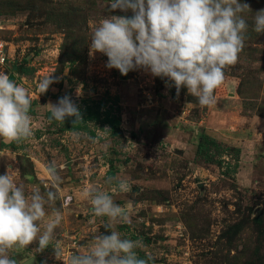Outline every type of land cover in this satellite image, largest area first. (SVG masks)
I'll return each mask as SVG.
<instances>
[{
    "label": "rangeland",
    "instance_id": "obj_1",
    "mask_svg": "<svg viewBox=\"0 0 264 264\" xmlns=\"http://www.w3.org/2000/svg\"><path fill=\"white\" fill-rule=\"evenodd\" d=\"M241 2L251 8L243 14L244 47L225 68L215 102L202 107L186 87L177 94L166 77L139 68L122 75L106 67V55L91 53L100 21L131 17V10H110L111 0H0L7 72L28 90L33 131L19 143L0 140V175L11 170L26 195L47 190L50 165L61 177L56 239L41 252L38 240L11 249V259L69 264L72 255L89 251L95 236L109 235L108 218L91 211L86 192L94 188L125 210L128 221H113L111 230L139 241L135 251L152 257L150 264H264V33L253 30L264 0ZM50 75L57 82L41 93L39 83ZM65 95L78 107L106 101L121 115L120 131L95 122L74 129L73 117L49 123L46 105ZM119 179L129 191L118 189ZM46 213L42 232L54 218L52 208Z\"/></svg>",
    "mask_w": 264,
    "mask_h": 264
},
{
    "label": "clouds",
    "instance_id": "obj_2",
    "mask_svg": "<svg viewBox=\"0 0 264 264\" xmlns=\"http://www.w3.org/2000/svg\"><path fill=\"white\" fill-rule=\"evenodd\" d=\"M131 10V17H105L94 30L90 40L91 53L107 56V68L118 69L122 75L144 69L152 76L174 82L177 94L186 87L199 104L215 102L214 91L225 79V68L234 65L246 40L248 23L243 14L251 12L248 3L241 0H111L110 10ZM256 33H264V9L254 16ZM51 75L40 83L45 93L52 83ZM32 101L28 90L17 84L8 74L0 73V140L19 143L33 135L29 111ZM49 123L64 124L74 117L73 125L83 121L78 106L70 96L61 97L56 104L49 102ZM107 129V128H106ZM50 185L42 193L33 188L25 194L23 185H17L10 175H0V264H17L8 255L9 250H23L38 240L36 252L46 249L56 239L55 229L61 212L54 205L58 198L61 177L55 164L47 169ZM113 179L108 178L111 184ZM122 192L130 190L126 180H117ZM92 214L107 217L109 235L93 238L87 253L72 255L69 264H150L152 257L141 258L135 251L139 241L122 238L111 230L113 221H128L125 210L105 191L89 189ZM68 200L63 201L67 206ZM46 206L52 208L43 232L41 222ZM61 260V249L53 247Z\"/></svg>",
    "mask_w": 264,
    "mask_h": 264
},
{
    "label": "trees",
    "instance_id": "obj_3",
    "mask_svg": "<svg viewBox=\"0 0 264 264\" xmlns=\"http://www.w3.org/2000/svg\"><path fill=\"white\" fill-rule=\"evenodd\" d=\"M78 108L83 121L73 125L74 117L70 119L74 129L88 130V124L95 122L109 126L113 134H117L120 131L122 124L121 115L116 112L114 107L108 106L106 101H83Z\"/></svg>",
    "mask_w": 264,
    "mask_h": 264
},
{
    "label": "built area",
    "instance_id": "obj_4",
    "mask_svg": "<svg viewBox=\"0 0 264 264\" xmlns=\"http://www.w3.org/2000/svg\"><path fill=\"white\" fill-rule=\"evenodd\" d=\"M3 20L0 17V27L2 26ZM9 48L8 42L0 35V73L8 74V66H9ZM66 239L70 240V242L75 243V239L72 236H65Z\"/></svg>",
    "mask_w": 264,
    "mask_h": 264
}]
</instances>
